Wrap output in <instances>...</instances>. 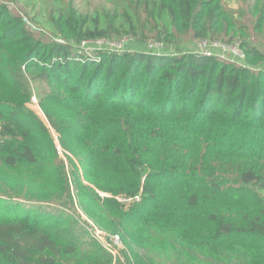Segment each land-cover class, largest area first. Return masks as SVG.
<instances>
[{
  "label": "trees",
  "instance_id": "1",
  "mask_svg": "<svg viewBox=\"0 0 264 264\" xmlns=\"http://www.w3.org/2000/svg\"><path fill=\"white\" fill-rule=\"evenodd\" d=\"M140 5L158 39L240 36L246 67L83 52L146 24L71 8L53 18L66 44L0 0V264H264V51L221 0ZM248 6L264 35V0ZM29 79L45 83L41 114Z\"/></svg>",
  "mask_w": 264,
  "mask_h": 264
},
{
  "label": "rangeland",
  "instance_id": "2",
  "mask_svg": "<svg viewBox=\"0 0 264 264\" xmlns=\"http://www.w3.org/2000/svg\"><path fill=\"white\" fill-rule=\"evenodd\" d=\"M229 9L234 13L235 19L239 22V25L243 24L247 30V35L245 38L249 40L252 44L258 46L262 51H264V35L257 33L254 30L255 15L252 10H249L248 3L255 2V0H221ZM1 2L8 4L10 10L15 13L27 16L36 25L39 30L38 37L43 40H56L59 37L53 27V18L59 16V14L67 9L77 8L76 12L83 14L84 16L94 18L99 16L101 19H105L106 14L118 13L117 17L122 19L125 13L128 15H133L139 24H146L147 36L143 37H133L134 44L127 46V51H141L150 52L147 49V40L150 38L158 39L157 30L155 32L149 31L148 23H146L147 14L144 11V5L136 6V0H1ZM162 21L165 23L167 17H164ZM119 37H113L109 40H118ZM163 40V39H161ZM221 40V39H216ZM224 41V39L222 40ZM166 47L165 52L169 54H181V53H196L197 40H195L192 34H186L184 36H178L174 42H168L164 40ZM232 43L242 45L243 39L240 36L236 37ZM79 48L78 45H76ZM242 47V46H241ZM85 52L84 50L80 49ZM102 50L91 51V53L103 52ZM152 53V52H151ZM29 83L34 91V98L31 104L38 113L41 111L38 107V101L42 97L43 92H45V83L41 80L34 81L29 79ZM264 194V192H263ZM135 198L125 199L120 198V201L125 205H128ZM81 217H83L87 222L89 218L84 215L81 211ZM89 226L91 231H97V225L93 221H89ZM118 259L124 262L122 258L121 250H115Z\"/></svg>",
  "mask_w": 264,
  "mask_h": 264
},
{
  "label": "built area",
  "instance_id": "3",
  "mask_svg": "<svg viewBox=\"0 0 264 264\" xmlns=\"http://www.w3.org/2000/svg\"><path fill=\"white\" fill-rule=\"evenodd\" d=\"M56 41L61 43H68V41L61 38L56 39ZM70 43H74L70 41ZM134 44L133 37L123 36L120 39L114 41L109 39H97V40H85L79 44H73L74 46L78 45L79 49H82L86 52L102 50L112 53V52H125L127 51V46ZM147 49L150 52L161 54L166 53L165 47L166 44L164 40L150 38L147 40ZM197 54L204 56H217L223 60L236 63L238 65L246 67V54L242 47L236 43L226 42L222 40H210V39H200L197 40L196 51ZM95 235L102 241L106 243L105 233L97 228ZM114 243L117 245L115 247L112 244H107V247L110 251L115 252L118 247H122L120 239L118 236H115ZM119 250V249H118Z\"/></svg>",
  "mask_w": 264,
  "mask_h": 264
}]
</instances>
